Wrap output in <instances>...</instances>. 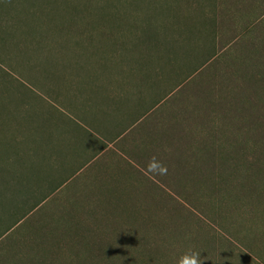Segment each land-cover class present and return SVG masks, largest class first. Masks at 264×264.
Segmentation results:
<instances>
[{
  "label": "rangeland",
  "instance_id": "rangeland-1",
  "mask_svg": "<svg viewBox=\"0 0 264 264\" xmlns=\"http://www.w3.org/2000/svg\"><path fill=\"white\" fill-rule=\"evenodd\" d=\"M126 87L156 93L154 163L59 187L54 125L76 94ZM190 251L264 264V0H0V264Z\"/></svg>",
  "mask_w": 264,
  "mask_h": 264
},
{
  "label": "crops",
  "instance_id": "crops-1",
  "mask_svg": "<svg viewBox=\"0 0 264 264\" xmlns=\"http://www.w3.org/2000/svg\"><path fill=\"white\" fill-rule=\"evenodd\" d=\"M153 93L134 87L95 95L72 93L78 97L73 116L54 125L52 151L45 157L54 161L53 174L59 187L80 176L82 180L75 187H116L120 177L134 184V170L142 169L141 162L153 159L154 163L157 157L159 127L153 114L157 103L150 105ZM165 136L161 138L163 146ZM142 172L151 177L148 171Z\"/></svg>",
  "mask_w": 264,
  "mask_h": 264
},
{
  "label": "clouds",
  "instance_id": "clouds-1",
  "mask_svg": "<svg viewBox=\"0 0 264 264\" xmlns=\"http://www.w3.org/2000/svg\"><path fill=\"white\" fill-rule=\"evenodd\" d=\"M182 264H201L200 254L195 251H190L186 254L185 258L182 260Z\"/></svg>",
  "mask_w": 264,
  "mask_h": 264
}]
</instances>
